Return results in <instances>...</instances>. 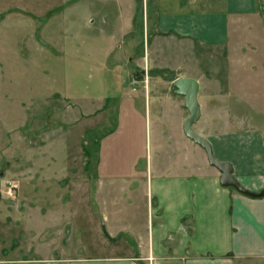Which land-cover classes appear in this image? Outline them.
<instances>
[{"label": "crops", "instance_id": "0c3cea01", "mask_svg": "<svg viewBox=\"0 0 264 264\" xmlns=\"http://www.w3.org/2000/svg\"><path fill=\"white\" fill-rule=\"evenodd\" d=\"M127 2L121 17L127 26L123 33L133 34L141 28L148 51L143 42L142 54L132 56L128 66L104 65L111 56L105 53L100 61L102 80L97 88L87 86L83 91L74 121H82L80 198L85 208L82 233L90 234L85 238L88 253L74 254V228L79 224L74 222L72 210L38 205L63 202L64 198L66 204L72 203L75 195L68 193V187L78 182L70 176L58 179L50 164L33 165L31 177L25 164L18 163L15 168L6 163L0 169L2 183L13 177L7 176L15 168L18 187L38 178L42 182L52 179L59 186L64 181L67 188L65 196L48 201L16 195L10 200L12 210L0 206V264H264V196L250 197L220 185V172L208 164L203 149L183 133L188 112L184 97L175 94L172 86L179 77L198 82L200 117L193 130L209 140L218 160L232 165L233 176L245 189H264V0ZM43 19L36 23L47 26L52 18ZM205 51L225 62L215 60L210 65L209 74L215 76L210 89L244 92L242 119L248 127L239 136L230 132L229 125L210 136L197 129L204 117L201 88L206 72L199 65L205 64ZM185 56L193 65L182 69L180 62ZM116 60L123 57L110 63ZM220 64L224 72L218 71ZM3 71L0 61V85ZM220 73L226 76L224 82ZM55 94L54 90L50 95ZM46 97L33 104L34 120L41 122ZM68 98L74 99L73 95ZM218 99L214 100L216 106H233L226 97ZM15 103L26 111L23 101ZM2 104L6 100L0 95ZM49 104L50 111L56 109V104ZM220 114L209 111L208 121H233V114H224L223 120ZM22 123L17 120L12 129L18 130ZM34 132L41 138L40 128ZM3 136L0 132V139ZM38 145L40 149H34L33 154L41 151V143ZM31 202L38 211H24L25 203ZM11 219L22 227L19 234L25 238V254L9 240ZM5 241L10 242L9 248ZM97 249L101 252H89Z\"/></svg>", "mask_w": 264, "mask_h": 264}, {"label": "rangeland", "instance_id": "374dc122", "mask_svg": "<svg viewBox=\"0 0 264 264\" xmlns=\"http://www.w3.org/2000/svg\"><path fill=\"white\" fill-rule=\"evenodd\" d=\"M141 2L143 5L146 0ZM125 5H128L127 0H0V61L4 68L0 95L6 100V104L0 106V132L4 135L3 139H0V169L6 167V163L12 164L15 168L18 163L25 164L29 174L27 176L32 177L33 165L50 164L56 168L58 179L66 180L67 176H70L78 182V185L68 187V193L72 192L75 195V201L72 203L66 204V198L63 202L38 203L40 207L48 206L59 211H65L67 207L68 211L72 210L75 213L74 222L80 227V229L74 228L75 255L88 253L85 249L87 247L85 238L88 239L90 235L82 233L85 228L82 226L85 222L82 216L85 208L83 209L80 198L83 162L82 121L79 119L77 123L74 122L78 118L77 110H80L77 102L80 104V96L87 86L90 89L98 87L99 81L102 80L99 74L100 61H103L105 53L111 56L110 59H105L104 65L128 66L132 56L134 57L136 53L142 54L143 42L145 52L148 51L147 38L142 40L141 28L134 29L133 34L123 33V27H127L123 24L125 19H122L125 16L123 14ZM48 16L52 19L48 21L47 26H39V21H44L43 18L46 19ZM39 51L45 54L41 56L38 54ZM48 53L53 54L52 57ZM24 54L27 56L25 57ZM86 54L87 57L83 59ZM197 54L195 50L193 55L197 56ZM121 56L123 60L110 63ZM185 57L180 62L182 69L193 65L192 60L190 62V59ZM203 59L205 64L198 65L206 72L205 78L202 77L201 88L204 117L197 129L210 136L214 132L222 133L225 126L229 125L230 132L239 136L248 127L242 119L244 108L241 101L244 92L210 89L209 84L215 77L209 74L210 65L215 60L218 63L225 64V62L223 58L209 51L203 52ZM223 64L219 65L221 66L218 68L219 72L225 71ZM218 75L220 81L224 82L226 76L221 73ZM235 79L238 80L236 77ZM54 90L57 91V95L51 97L50 94ZM48 95L50 96L46 97ZM67 95L68 97L73 95L74 99H66ZM40 97H46L42 102L45 114L41 122L34 120L32 111L35 107L33 104H38ZM222 97H226L230 104L233 102V106H225V103L216 106L217 101L214 100ZM17 101H23L29 108L33 107L31 109L25 107L27 112L25 110L23 112L15 103ZM49 101L56 104V109L50 111ZM28 102L30 105H27ZM69 105H73V109ZM211 110L219 111L221 120L225 117L224 114H233V121L230 124L224 121L209 122L208 112ZM19 119L23 121L21 127L18 130L12 129ZM6 128H9L8 131H5ZM38 128L41 130V138L34 135L36 134L34 130ZM39 142L42 146L41 151L33 154L34 149H40L37 147ZM15 168L7 176H13L12 178L0 182V206L3 210L13 209L10 200L16 195L32 201L40 197L48 201L51 197L65 196L67 187L64 181L59 186L52 179L42 182L37 178L33 182L22 181L23 183L18 187L14 181ZM59 171L61 175H58ZM1 173L2 171L0 175ZM34 184L37 187H34ZM6 197L9 199H4ZM25 206L24 211L39 210L35 209L33 202L25 203ZM93 212L96 218L97 210ZM7 227H9L8 233L11 234L9 240L11 239L15 246H19L20 254H25L27 252L24 249L27 247L23 244L25 238L23 234H19L21 225L11 219ZM32 237L26 236V238ZM4 244L7 248L10 247V242L5 241ZM89 252L96 254L101 251L97 249Z\"/></svg>", "mask_w": 264, "mask_h": 264}, {"label": "water", "instance_id": "95a60500", "mask_svg": "<svg viewBox=\"0 0 264 264\" xmlns=\"http://www.w3.org/2000/svg\"><path fill=\"white\" fill-rule=\"evenodd\" d=\"M172 86L175 94L184 97L185 108L188 112V116L184 119L182 124L183 133L188 139L203 149L208 164L215 167L220 172V185L224 187H232L237 192L246 196H264V189L259 192H251L245 189L233 176L232 165L228 161L218 160L213 155L212 146L209 140L193 130L192 125L197 122L200 117V104L197 100L199 90L198 82L192 78L179 77L172 81Z\"/></svg>", "mask_w": 264, "mask_h": 264}]
</instances>
